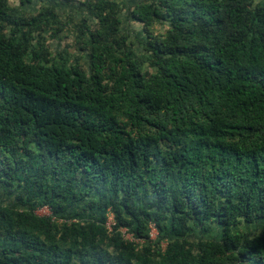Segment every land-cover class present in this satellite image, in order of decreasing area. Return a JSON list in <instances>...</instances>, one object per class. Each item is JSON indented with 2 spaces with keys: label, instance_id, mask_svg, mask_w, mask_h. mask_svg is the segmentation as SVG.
Segmentation results:
<instances>
[{
  "label": "trees",
  "instance_id": "1",
  "mask_svg": "<svg viewBox=\"0 0 264 264\" xmlns=\"http://www.w3.org/2000/svg\"><path fill=\"white\" fill-rule=\"evenodd\" d=\"M79 1L69 62L40 41L53 7L0 0V264H264V0H142L128 18L166 30L139 55L123 2ZM167 219L165 250L139 248Z\"/></svg>",
  "mask_w": 264,
  "mask_h": 264
},
{
  "label": "rangeland",
  "instance_id": "2",
  "mask_svg": "<svg viewBox=\"0 0 264 264\" xmlns=\"http://www.w3.org/2000/svg\"><path fill=\"white\" fill-rule=\"evenodd\" d=\"M123 2L122 10L119 15L121 19L120 33L127 38V43L130 44L131 50L137 55L142 54V46L139 43L140 40L146 39L149 36L156 37L161 36L165 33L166 26L158 23H154L149 27H144L140 23L132 21L127 16V9L132 8L133 5L139 3L142 0H120ZM149 1V0H148ZM260 1V0H256ZM9 8L16 11V14L20 16L30 17L35 15L46 8H54L60 21V28L62 27L57 37L53 38V33L47 31L41 38V44L48 50V53L52 56L58 57L60 54H67L69 62H74L76 58H82L83 52L78 50V41H76L78 28L83 24L82 20L84 18L86 23L89 25L94 24L93 20L85 10V8L80 6L79 0H32L30 4H23L20 0H6ZM58 32V31H57ZM84 60V57L82 58ZM85 61V60H84ZM81 63V61H80ZM10 201H13L14 195L8 196ZM147 198L143 197L140 203L147 204ZM37 213L41 216L50 215V211L47 208H40ZM80 216L85 217L84 214ZM112 215H109L106 227L110 230L112 224ZM256 229L254 225H239L233 228V231L246 235L247 233H252ZM149 235V241L139 243L140 247H147L154 250H159L163 252L167 246L168 240L173 237V233L170 228V219L165 221V229L162 232H158L151 223L147 225V231ZM125 240L132 241L133 238L130 233H127L125 229L121 231ZM191 239L197 240L198 238H209V239H219L221 235V229L213 223H208L204 226H193L192 230L188 233ZM160 238V241H158ZM152 251V252H153Z\"/></svg>",
  "mask_w": 264,
  "mask_h": 264
}]
</instances>
